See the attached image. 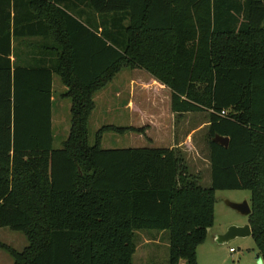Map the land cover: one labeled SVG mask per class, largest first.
<instances>
[{"label":"trees","instance_id":"obj_1","mask_svg":"<svg viewBox=\"0 0 264 264\" xmlns=\"http://www.w3.org/2000/svg\"><path fill=\"white\" fill-rule=\"evenodd\" d=\"M12 23L52 40L49 65H13ZM125 68L168 88L178 118L209 111V188L179 148H101L152 126L90 144L95 96ZM54 75L72 103L57 150ZM221 190L251 192L264 264V0H0V229L28 240L0 242L14 264H133L138 231H168L169 264H198Z\"/></svg>","mask_w":264,"mask_h":264},{"label":"rangeland","instance_id":"obj_2","mask_svg":"<svg viewBox=\"0 0 264 264\" xmlns=\"http://www.w3.org/2000/svg\"><path fill=\"white\" fill-rule=\"evenodd\" d=\"M146 77L147 81L151 78L142 70L125 68L105 89L97 93L95 109L89 120V142L91 145L96 143L98 132L105 126L128 127L130 124H137L126 109L125 102L129 100V97L131 98V86H137L135 97L132 99L138 100L140 94L138 86H143L140 81ZM147 81L146 84H148ZM52 92L53 148L57 150L62 148L70 133L72 103L69 98L64 97L67 88L58 75L53 76ZM141 98H146V102L148 100L149 104H152L147 107L149 112L148 130L152 126V129L147 133L148 137L133 133L121 135L108 131L102 135L101 148L104 150L170 148L175 141H180L179 149L185 154L190 173L199 176V184L202 187L209 188L211 186L207 123L209 111L188 113L178 118L172 113L169 92L163 94L164 102H161L158 107L153 104V99L156 98L154 92H143ZM227 202H247L251 206V192L247 190L216 192L215 222L209 231L207 240L198 248V264H259L257 259L259 252L251 236L235 237L227 243L218 242V237L225 234L229 228L250 225L249 216L240 214L229 207ZM146 239H150L156 244H148ZM0 242L18 252L24 251L28 246V240L23 233L7 228L0 229ZM134 242L137 250L133 256V264H169L168 231H138ZM0 264H14V261L9 254L0 250Z\"/></svg>","mask_w":264,"mask_h":264},{"label":"crops","instance_id":"obj_3","mask_svg":"<svg viewBox=\"0 0 264 264\" xmlns=\"http://www.w3.org/2000/svg\"><path fill=\"white\" fill-rule=\"evenodd\" d=\"M3 2V0H2ZM4 9V8H3ZM45 15V14H44ZM14 17V12L12 11V18ZM44 17V16H43ZM20 28L18 27V36L14 34V28L15 25L12 23V56L11 60L13 65L16 64H22L23 66L28 65V66H36L37 64L44 63L45 65H49L50 62L53 59L52 56V51H54L55 46L53 45L52 40L46 38L45 35L40 36V35H34V36H23L21 35V25H19ZM42 31H45V28L43 26L40 27ZM55 52V51H54ZM56 55V52H55ZM56 59V57H55ZM43 64V65H44ZM150 80L147 81V77L140 81L143 86H138L140 88L139 91V98L136 101L134 98L135 90L137 89V86H131L130 92H131V98L129 97V100L125 102V107L128 109L129 114L132 116L133 120L137 122V124L134 125H129L128 127H144L148 125V109L147 107L152 106V104H149L148 100L146 102V98H141V94L143 92L148 93L149 91H152L155 93V99H153V104L155 107H158L160 103L164 102L163 94L166 92H169L171 95V91L166 88L165 86L161 85L157 81H155L152 77L149 78ZM145 80V81H144ZM146 81L148 84H146ZM132 84V83H131ZM150 85V86H147ZM136 88V89H135ZM119 95V94H117ZM156 120V118H155ZM154 123V122H153ZM116 127V126H115ZM129 133V132H128ZM126 134V133H125ZM124 135V134H123ZM180 141L176 142L172 145L170 148H180ZM182 145V144H181ZM198 173V172H197ZM210 231V229H209ZM208 231V234H209ZM165 234V233H161ZM146 243L152 244L155 243L151 241L150 239H146ZM156 244V243H155ZM137 250V248H136ZM198 251V250H197ZM198 258V256H197Z\"/></svg>","mask_w":264,"mask_h":264},{"label":"water","instance_id":"obj_4","mask_svg":"<svg viewBox=\"0 0 264 264\" xmlns=\"http://www.w3.org/2000/svg\"><path fill=\"white\" fill-rule=\"evenodd\" d=\"M213 142L227 148L230 143V139L228 137H223L216 135L213 139ZM228 206L235 209L238 211L240 214L244 216H249L252 213L251 206L247 203H232V202H227ZM252 235V230L251 226L247 225L244 227H231L227 230V232L223 235H220L218 237V242L219 243H227L230 240L234 239L235 237H245V236H251ZM259 264H262V259L261 256H257Z\"/></svg>","mask_w":264,"mask_h":264},{"label":"built area","instance_id":"obj_5","mask_svg":"<svg viewBox=\"0 0 264 264\" xmlns=\"http://www.w3.org/2000/svg\"><path fill=\"white\" fill-rule=\"evenodd\" d=\"M222 115H223V116H224V115H226V112H223V113H222ZM231 251H234V250H233V249H231Z\"/></svg>","mask_w":264,"mask_h":264}]
</instances>
